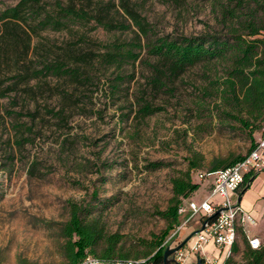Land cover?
I'll return each instance as SVG.
<instances>
[{
    "label": "rangeland",
    "instance_id": "1",
    "mask_svg": "<svg viewBox=\"0 0 264 264\" xmlns=\"http://www.w3.org/2000/svg\"><path fill=\"white\" fill-rule=\"evenodd\" d=\"M18 1L0 0V12ZM89 4L94 12H104L130 28L105 30L91 21L29 37V27L22 23L9 25L14 42L0 36V264H67L59 228L72 201H90L92 215L108 232L120 235L119 245L129 258L145 260L152 253L140 240H150L165 228L158 211L168 206L172 178L186 170L188 159L196 163L191 180L199 187L185 204L210 192L213 164L246 154L251 138L257 142L263 135V121L243 127L227 113L237 111L221 102L217 84L230 58L198 62L160 90L151 86L150 66L157 58L146 48L136 61L120 68L102 66L96 59L88 65L78 62L88 78L77 81L53 76L29 79V68L44 58H57L65 48L97 54L101 43L114 40L145 44L146 37L123 13L120 0ZM128 4L145 18L149 38L155 39L224 33L230 21L222 22L221 9L232 8L238 0H128ZM249 11L245 7L241 15ZM117 74L126 78L113 94ZM139 96L162 110L137 115ZM61 108L63 114H56ZM151 161L165 165L148 168ZM196 169L206 174L204 180H198ZM94 192L96 198L90 199ZM191 226L194 230L199 226L198 215L176 239L182 240L183 230ZM237 243L239 250L228 264H248L241 237ZM208 248V255L225 258L226 250L220 255Z\"/></svg>",
    "mask_w": 264,
    "mask_h": 264
},
{
    "label": "trees",
    "instance_id": "2",
    "mask_svg": "<svg viewBox=\"0 0 264 264\" xmlns=\"http://www.w3.org/2000/svg\"><path fill=\"white\" fill-rule=\"evenodd\" d=\"M92 0H19L15 5L9 6L0 12V36L14 42L16 37L10 24L21 25L26 23L29 27V37L41 30H63L76 23H89L94 21L96 26L105 30H126L130 24L107 18L104 12L91 10ZM247 7L249 12L241 15ZM123 13L132 20L140 34L147 41L142 45L139 41L114 40L101 43L97 54L91 52L77 53L72 48H65L60 56L53 60L44 58L38 66L29 68L28 78L48 77L67 78L77 81L88 78L76 63L89 64L96 59L102 66H115L120 68L125 63L134 62L139 57L140 50L146 48L149 55L157 58V64L150 67L153 74L150 79L151 86L157 90L167 86L171 79L177 77L188 67L214 59L230 58L231 64L217 84L220 91L221 102L230 106L243 127H248L253 121L259 119L264 122V0H238L232 8H222V22L230 21L226 32H205L198 35H163L150 39V31L143 18L134 8L129 6L128 0H120ZM119 13V10H117ZM260 12L259 16H256ZM29 23L27 22V20ZM22 26V25H21ZM2 33V34H1ZM14 44V43H13ZM74 62L71 65L70 62ZM125 76L117 74L111 84L112 93H117L120 85L125 81ZM2 95V94H1ZM137 115L145 117L161 111L160 106L152 105L147 99L139 96L137 99ZM61 108L56 114H63ZM264 134V128H263ZM256 145L251 138V144L244 155L220 159L213 164L209 171L216 172L232 166L243 159ZM162 161H151L148 168L164 166ZM195 162L188 159L186 170L180 171L179 176L172 178V197L164 210L158 214L166 221V226L160 234H152L150 240H140L146 249L152 253L140 264H162L163 251L166 246H161L165 238L173 233L181 224L184 216L178 213L181 206L191 192L199 184L192 182L191 169ZM197 171V169L195 170ZM255 174H246L243 191L248 187ZM96 198L94 192L90 199ZM68 218L60 224L59 234L64 239L62 255L67 264H78L87 255H94L102 259H127L130 254L123 251L119 245L121 237L117 232H108L105 224L99 217L92 215V206L89 202H68ZM244 242L243 257L248 264H264V243L257 249L251 248L246 238ZM238 243L232 246V252L238 251ZM232 256L225 260L231 261Z\"/></svg>",
    "mask_w": 264,
    "mask_h": 264
},
{
    "label": "built area",
    "instance_id": "3",
    "mask_svg": "<svg viewBox=\"0 0 264 264\" xmlns=\"http://www.w3.org/2000/svg\"><path fill=\"white\" fill-rule=\"evenodd\" d=\"M264 170V134L256 142L255 147L241 160L230 167L214 172V178L210 185V192L199 201L191 200L181 206L178 213L184 218L181 224L164 240L161 246H175L181 240L176 239L180 231L188 221L199 216L198 229L204 224L203 229L195 232L189 244H184L174 251L172 257L179 264H187L186 256L201 258L200 264H225L226 258L233 255L232 246L242 235L248 245L257 249L261 246V240L252 234V228L257 225L256 218L245 211L235 195L245 182L246 174H256ZM198 180L205 179L206 174L196 172ZM189 213V214H188ZM188 214V216H186ZM171 240V241H170ZM170 244H167L169 243ZM212 244L219 254L226 250V256L220 260L216 256L204 252L206 245ZM144 260L127 259H102L94 255H87L78 264H140ZM174 264V263H173Z\"/></svg>",
    "mask_w": 264,
    "mask_h": 264
},
{
    "label": "crops",
    "instance_id": "4",
    "mask_svg": "<svg viewBox=\"0 0 264 264\" xmlns=\"http://www.w3.org/2000/svg\"><path fill=\"white\" fill-rule=\"evenodd\" d=\"M235 199L238 200L245 211L250 212L256 218L257 225L252 228V234L257 236L261 242L264 243V170L256 173L248 187L244 191L241 189L237 192ZM196 229H198V227ZM195 230L193 226L183 230V239ZM208 246L204 247V252H206ZM208 249L213 251L214 248L209 247ZM192 261L193 256L189 255L186 259L187 264H190Z\"/></svg>",
    "mask_w": 264,
    "mask_h": 264
},
{
    "label": "water",
    "instance_id": "5",
    "mask_svg": "<svg viewBox=\"0 0 264 264\" xmlns=\"http://www.w3.org/2000/svg\"><path fill=\"white\" fill-rule=\"evenodd\" d=\"M204 224H202V226L199 229H196L195 231L191 232L189 235H187L184 239H182L177 245L175 246H166L164 251H163V263L162 264H169V263H174V264H179L177 261L174 260V258L172 257V254L174 253L175 250L181 248L182 246H184V244L191 238V236L203 229ZM201 262V258H197L196 262L194 264H200Z\"/></svg>",
    "mask_w": 264,
    "mask_h": 264
},
{
    "label": "flooded vegetation",
    "instance_id": "6",
    "mask_svg": "<svg viewBox=\"0 0 264 264\" xmlns=\"http://www.w3.org/2000/svg\"><path fill=\"white\" fill-rule=\"evenodd\" d=\"M169 264H173V263L171 262V263H169Z\"/></svg>",
    "mask_w": 264,
    "mask_h": 264
}]
</instances>
